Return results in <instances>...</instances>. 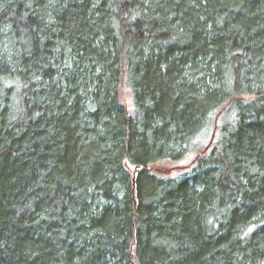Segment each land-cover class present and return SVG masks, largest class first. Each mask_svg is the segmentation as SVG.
I'll return each mask as SVG.
<instances>
[{
	"label": "trees",
	"instance_id": "16d2710c",
	"mask_svg": "<svg viewBox=\"0 0 264 264\" xmlns=\"http://www.w3.org/2000/svg\"><path fill=\"white\" fill-rule=\"evenodd\" d=\"M133 261L264 264V0H0V264Z\"/></svg>",
	"mask_w": 264,
	"mask_h": 264
},
{
	"label": "rangeland",
	"instance_id": "374dc122",
	"mask_svg": "<svg viewBox=\"0 0 264 264\" xmlns=\"http://www.w3.org/2000/svg\"><path fill=\"white\" fill-rule=\"evenodd\" d=\"M119 92H120L121 102L125 105V107L130 113H133L135 108L133 95L130 87L125 82V80L122 82L119 88ZM211 136H212V132L211 135H209V137L207 138L203 148L200 151L204 150L206 146L210 143V140L212 138ZM200 151H198L194 155H191L193 153L187 154L185 158H183L180 161L164 160L153 163L151 164V169L153 170L154 173H156L157 175L163 178H178L181 174L187 171L189 167L192 166L196 158L199 156ZM128 167L131 171H135V166L128 164Z\"/></svg>",
	"mask_w": 264,
	"mask_h": 264
},
{
	"label": "water",
	"instance_id": "95a60500",
	"mask_svg": "<svg viewBox=\"0 0 264 264\" xmlns=\"http://www.w3.org/2000/svg\"><path fill=\"white\" fill-rule=\"evenodd\" d=\"M131 264H139L138 262H136V261H133Z\"/></svg>",
	"mask_w": 264,
	"mask_h": 264
}]
</instances>
